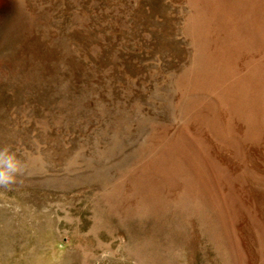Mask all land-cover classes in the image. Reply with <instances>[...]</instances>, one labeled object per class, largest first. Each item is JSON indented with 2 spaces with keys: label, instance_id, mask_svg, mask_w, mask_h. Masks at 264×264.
<instances>
[{
  "label": "rangeland",
  "instance_id": "374dc122",
  "mask_svg": "<svg viewBox=\"0 0 264 264\" xmlns=\"http://www.w3.org/2000/svg\"><path fill=\"white\" fill-rule=\"evenodd\" d=\"M0 264H264V0H0Z\"/></svg>",
  "mask_w": 264,
  "mask_h": 264
},
{
  "label": "clouds",
  "instance_id": "9594fccd",
  "mask_svg": "<svg viewBox=\"0 0 264 264\" xmlns=\"http://www.w3.org/2000/svg\"><path fill=\"white\" fill-rule=\"evenodd\" d=\"M22 171L19 162L7 149L0 150V185L14 182L16 174Z\"/></svg>",
  "mask_w": 264,
  "mask_h": 264
}]
</instances>
